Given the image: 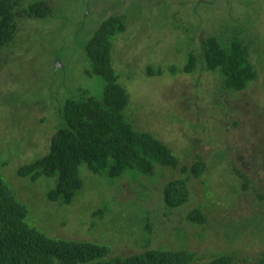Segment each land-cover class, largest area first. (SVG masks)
<instances>
[{
  "label": "rangeland",
  "instance_id": "rangeland-1",
  "mask_svg": "<svg viewBox=\"0 0 264 264\" xmlns=\"http://www.w3.org/2000/svg\"><path fill=\"white\" fill-rule=\"evenodd\" d=\"M18 1L27 7L39 0ZM45 1L52 10L19 16L12 44L0 53V173L28 205V221L49 235L106 242L110 255H127L144 249L138 235L147 208H155L150 246L185 247L200 261L231 253L241 264L257 262L264 256V0ZM112 15L124 24L113 36L111 60L130 96L126 113L138 129L170 145L180 161L159 176L127 170L117 178L82 164L84 185L72 203L50 201L46 191L54 179L31 183L17 170L49 150L59 122L56 107L84 93L102 96L104 80L93 72L87 45ZM236 30L258 71L246 89H221L219 75L200 67L183 71L202 37H235ZM200 159L206 168L196 175L192 166ZM235 168L250 179L247 188ZM186 176L188 203L162 214V186ZM202 202L207 221L186 220Z\"/></svg>",
  "mask_w": 264,
  "mask_h": 264
},
{
  "label": "trees",
  "instance_id": "trees-1",
  "mask_svg": "<svg viewBox=\"0 0 264 264\" xmlns=\"http://www.w3.org/2000/svg\"><path fill=\"white\" fill-rule=\"evenodd\" d=\"M49 4L39 0L26 7L22 1L0 0V53L16 36L17 18L42 17L52 10ZM122 19L119 15L106 18L87 45L93 72L104 80L102 96L84 93L80 97H69L56 107L59 122L51 136L49 150L43 156L21 164L17 170L18 176L28 178L31 183L42 177L54 179V186L46 191L50 201L72 203L84 185L79 172L82 164L94 173L117 178L127 170L159 176L166 168L175 169L180 161L170 145L150 131L138 129L126 113L130 96L119 82L111 60L113 36L124 29ZM235 32V37L222 38L218 34L202 37L199 50L190 53L183 71L192 72L200 67L219 75L221 89H246L258 77V71L245 39L237 30ZM157 72L162 74L163 69L159 68ZM148 73L154 74V69L148 67ZM205 168L202 159L192 166L196 175H201ZM182 170L186 171V166ZM233 170L243 178L241 187L247 188L250 179L239 169ZM187 179L188 176L178 177L164 183L161 203L166 209L162 214L167 215L169 210L188 203ZM210 187L205 181L204 188L210 190ZM206 206L202 202L191 207L185 219L196 225L206 222L203 211ZM147 209L149 216L143 224V234L138 235L145 238L144 249L127 255H110L112 244L52 236L31 224L27 219L28 205L12 182H7L0 173V264H241L231 253H220L200 261L195 251L185 247L150 246L152 216L158 210ZM99 213V209L93 211L95 217ZM255 218L249 219L257 225L260 221ZM92 224L95 225L94 220ZM252 264H264V256Z\"/></svg>",
  "mask_w": 264,
  "mask_h": 264
}]
</instances>
